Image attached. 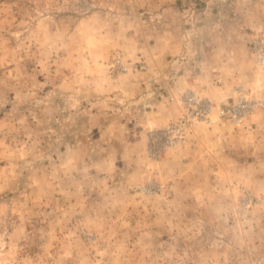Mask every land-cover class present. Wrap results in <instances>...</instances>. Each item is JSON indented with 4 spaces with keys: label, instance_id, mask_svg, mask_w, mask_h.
Wrapping results in <instances>:
<instances>
[{
    "label": "rangeland",
    "instance_id": "1",
    "mask_svg": "<svg viewBox=\"0 0 264 264\" xmlns=\"http://www.w3.org/2000/svg\"><path fill=\"white\" fill-rule=\"evenodd\" d=\"M190 93L233 134L179 171L139 120ZM0 264H264V0H0Z\"/></svg>",
    "mask_w": 264,
    "mask_h": 264
},
{
    "label": "crops",
    "instance_id": "2",
    "mask_svg": "<svg viewBox=\"0 0 264 264\" xmlns=\"http://www.w3.org/2000/svg\"><path fill=\"white\" fill-rule=\"evenodd\" d=\"M158 108L145 111V117L139 120L142 128L140 137L142 138L141 152L146 154L147 134L150 129H158L166 126L180 113V107L172 104V110L168 113H159ZM171 109V108H169ZM233 127L223 120L215 117L208 124H197L187 134L184 141L169 147L162 156V164L175 165V170L179 171L195 170L205 162L213 163V158L219 156L218 149L225 147L232 138ZM207 164V163H205Z\"/></svg>",
    "mask_w": 264,
    "mask_h": 264
},
{
    "label": "built area",
    "instance_id": "3",
    "mask_svg": "<svg viewBox=\"0 0 264 264\" xmlns=\"http://www.w3.org/2000/svg\"><path fill=\"white\" fill-rule=\"evenodd\" d=\"M180 115L166 126L150 129L147 134L146 151L151 159L159 160L163 153L172 145L184 141L194 125L210 121L214 111L212 102L206 98L186 94L181 98ZM254 105L245 98L231 105L216 108L219 117L232 123H238L250 112Z\"/></svg>",
    "mask_w": 264,
    "mask_h": 264
}]
</instances>
